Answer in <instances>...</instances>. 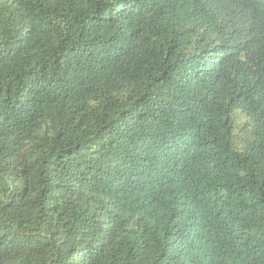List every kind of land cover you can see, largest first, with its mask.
I'll return each mask as SVG.
<instances>
[{"label":"trees","instance_id":"1","mask_svg":"<svg viewBox=\"0 0 264 264\" xmlns=\"http://www.w3.org/2000/svg\"><path fill=\"white\" fill-rule=\"evenodd\" d=\"M0 264H264V0H0Z\"/></svg>","mask_w":264,"mask_h":264}]
</instances>
